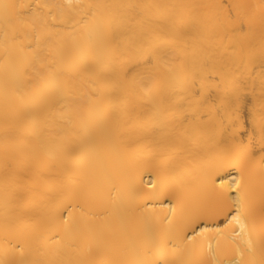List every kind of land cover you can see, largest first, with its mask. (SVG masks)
Listing matches in <instances>:
<instances>
[{"label": "bare ground", "instance_id": "6f19581e", "mask_svg": "<svg viewBox=\"0 0 264 264\" xmlns=\"http://www.w3.org/2000/svg\"><path fill=\"white\" fill-rule=\"evenodd\" d=\"M0 264H264V0H0Z\"/></svg>", "mask_w": 264, "mask_h": 264}]
</instances>
